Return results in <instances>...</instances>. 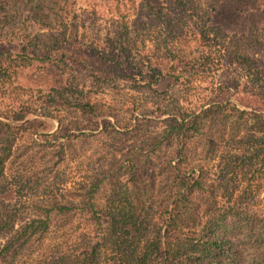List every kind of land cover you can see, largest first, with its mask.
<instances>
[{"label":"trees","instance_id":"16d2710c","mask_svg":"<svg viewBox=\"0 0 264 264\" xmlns=\"http://www.w3.org/2000/svg\"><path fill=\"white\" fill-rule=\"evenodd\" d=\"M103 1L0 0V264H264V0Z\"/></svg>","mask_w":264,"mask_h":264},{"label":"rangeland","instance_id":"374dc122","mask_svg":"<svg viewBox=\"0 0 264 264\" xmlns=\"http://www.w3.org/2000/svg\"><path fill=\"white\" fill-rule=\"evenodd\" d=\"M209 1L211 0H198L199 4L203 9H205ZM114 6L111 3H106L103 0H79V10H78V21L76 25L80 26L84 24L86 32L90 35H95L100 38L109 37L113 31V18ZM81 30V29H80ZM1 83V82H0ZM6 84H0V102L1 100L11 97V87L6 91ZM77 124H82V120L79 118ZM22 203H17V207L22 209V217L34 216L30 212L29 206L39 205L42 203L40 198H33L31 201H27L25 198L20 200ZM20 224V221L17 220Z\"/></svg>","mask_w":264,"mask_h":264}]
</instances>
